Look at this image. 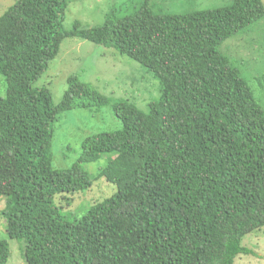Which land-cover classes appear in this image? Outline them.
Returning <instances> with one entry per match:
<instances>
[{"label": "trees", "instance_id": "obj_1", "mask_svg": "<svg viewBox=\"0 0 264 264\" xmlns=\"http://www.w3.org/2000/svg\"><path fill=\"white\" fill-rule=\"evenodd\" d=\"M69 0H16L0 17V151L13 154L0 217L23 243L25 264H234L254 253L243 238L264 228V110L219 52L226 40L264 19L261 0L183 15L144 3L101 26L64 31ZM67 38L136 62L158 82L147 112L111 102L77 76L58 105L34 83ZM111 107L121 123L89 136L79 163L107 165L97 177L116 187L73 223L56 195L86 192L75 164L52 168V124L62 113ZM9 248L0 241V264Z\"/></svg>", "mask_w": 264, "mask_h": 264}, {"label": "rangeland", "instance_id": "obj_2", "mask_svg": "<svg viewBox=\"0 0 264 264\" xmlns=\"http://www.w3.org/2000/svg\"><path fill=\"white\" fill-rule=\"evenodd\" d=\"M16 0H0V17ZM233 0H69L62 28L70 31L74 23L80 29L101 26L105 16L114 12L123 17L139 9L144 3L155 14L183 15L193 11L213 10L229 6ZM264 5V0H261ZM243 78L254 98L264 110V19L253 24L246 32L230 38L219 47ZM77 76L111 102L126 101L138 110L147 112L149 103L159 98L158 82L136 62L121 57L111 50L76 38L64 39L58 54L47 70L34 83L36 88L49 91L54 105H58L67 89V79ZM5 96V83L0 76V98ZM52 168L67 170L77 164L84 171L91 187L83 193L56 195L53 203L62 220L73 223L93 205L116 193L115 186L97 175L109 157L103 155L95 163H79L81 144L85 138L113 133L121 123L111 107L91 110H72L62 113L52 124ZM13 154L0 151V212L5 206V195L10 189ZM6 240L9 248L7 264H25L23 243L8 239L5 222L0 217V241ZM241 245L254 254L240 256L234 264H264V228L245 236Z\"/></svg>", "mask_w": 264, "mask_h": 264}, {"label": "crops", "instance_id": "obj_3", "mask_svg": "<svg viewBox=\"0 0 264 264\" xmlns=\"http://www.w3.org/2000/svg\"><path fill=\"white\" fill-rule=\"evenodd\" d=\"M240 256L236 257L237 259H239Z\"/></svg>", "mask_w": 264, "mask_h": 264}]
</instances>
